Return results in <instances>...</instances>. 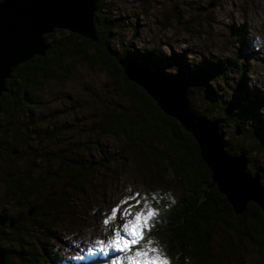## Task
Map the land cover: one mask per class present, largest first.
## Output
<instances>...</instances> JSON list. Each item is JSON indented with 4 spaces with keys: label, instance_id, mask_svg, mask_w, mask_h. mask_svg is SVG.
I'll return each mask as SVG.
<instances>
[{
    "label": "rangeland",
    "instance_id": "rangeland-1",
    "mask_svg": "<svg viewBox=\"0 0 264 264\" xmlns=\"http://www.w3.org/2000/svg\"><path fill=\"white\" fill-rule=\"evenodd\" d=\"M103 4L110 19L119 26L113 32L115 39L111 46L118 55L124 56L128 51L139 57L151 49H159L166 59L163 71L176 75L187 71L186 67L174 61L179 56H185L186 66L192 68L209 60L236 61L233 72L225 81L212 85L223 106L215 115L222 119L231 106L250 104L255 98H260L263 104L258 110L261 126L257 127L264 130V0H104ZM67 35L68 32L63 31V34L55 33L53 37L58 39ZM241 74L244 75L242 78ZM39 96L42 106L36 112V128L27 131L23 120L19 124L17 139L11 140L12 149L21 156L17 165L14 164L19 173L33 165L36 176L58 177L61 159L67 161L66 156L69 158L67 151H73L83 161L94 157L110 158L114 153L117 157L121 150L124 152L99 174L85 180L83 191L67 190L61 177L56 184L46 185L36 198L37 204L56 198L61 192L69 201L56 210L55 216L49 214L54 238L45 242L42 230L32 229L28 239L24 240L26 250L41 255L43 264H46L44 258L47 255L54 259V264L66 261L75 264L92 261L131 264L129 257L134 255L139 245L133 246L132 251L117 248V233L130 239L122 230L123 224L132 220L136 212L144 210L145 205L157 212L159 208L155 204L163 200L167 202L165 207L173 206L180 191L172 172L168 169L166 177L158 180L151 163L147 169L144 168L140 165L137 151L125 148L128 143L126 136H104L94 144L98 122L109 113H118L119 106L129 108L119 85L103 69L74 62L62 79L46 80ZM192 97L195 110L202 115L206 110V98L199 91ZM2 118L0 121L5 125L6 119ZM237 126L243 130L239 136L235 134ZM254 127V116L241 117L237 123L226 127L223 139L229 146L243 147L249 155L246 156L248 173L253 175L259 171L264 176V149L254 152L255 144L246 135L247 130ZM1 151L4 155L8 153L7 150ZM12 165L6 156L0 159V179L5 172L11 171ZM261 184L264 186V179H261ZM4 194L0 181V212L6 210L12 218H23L27 208L19 210L12 202L10 205ZM114 209L118 211L114 213ZM125 209H130L132 215L124 214ZM34 221L33 224L43 223V216L37 215ZM153 221L151 223L154 224ZM25 223L29 225L31 222ZM9 224L6 218V225ZM216 230L206 259L202 262L186 259V264L257 262L252 246L254 238L256 240L255 232L249 231L248 239L238 238L221 227ZM148 235L146 231V239ZM151 239L153 247L162 248L159 241ZM230 245L235 250L225 255ZM6 247L11 249L10 264H28V260L17 257L20 242ZM162 249L169 264L179 262L180 257L171 258ZM45 252L47 254L42 257Z\"/></svg>",
    "mask_w": 264,
    "mask_h": 264
},
{
    "label": "trees",
    "instance_id": "trees-1",
    "mask_svg": "<svg viewBox=\"0 0 264 264\" xmlns=\"http://www.w3.org/2000/svg\"><path fill=\"white\" fill-rule=\"evenodd\" d=\"M103 2L104 0H98L94 15L96 43L71 33H68L66 37L55 39L54 34H63V31H54L45 36L46 42L50 45L48 53L44 57H34L17 66L11 78L5 83L6 92L0 97V118L6 119L5 125L1 123L3 118L0 121V159L6 156L13 167L10 168V172L3 174L0 181L4 187L5 201H8L10 205L12 202L19 210L27 208L21 219L10 217L6 210L0 212L10 223L14 222L12 228L9 225L6 228L4 227L6 225L0 226V250L6 256L5 264L11 263L9 260L11 249L6 247L7 244L12 245L17 242H20V251L17 252L20 260H28V264H43L40 260L41 255L34 252L28 253L24 240L28 239L32 229L37 228L42 230L43 236H46L45 242L53 239L49 214L55 216L56 210L69 201L65 193L61 192L56 198H48L37 204L36 198L46 185L56 184L61 177L65 180L64 186L67 190L83 191L85 180L99 174L104 167L124 152L121 150L117 157L114 153L110 158L94 157L83 161L75 156L73 151H67L69 158L66 156L67 161L61 159L58 177L36 176L33 165H28L25 170H20V173L17 171L15 165L21 156L18 151L12 149L11 140L17 139L20 122L24 120V129L27 131H33L36 128V112L42 106L39 92L43 83L49 79H62L69 68L73 67L74 62L103 69L119 85L123 97L129 102L128 110L119 106L118 113H109L98 122L94 144L104 136L113 138L126 136L128 143L125 148L137 151L140 165L147 169L151 163L158 180L166 177L170 169L177 183L180 195L172 207H165L167 204L165 200L155 204L159 209H157L156 220L153 221L151 238L159 241L160 246L171 258L180 257L176 264H186V259L198 262L206 259L212 238L217 231L216 228L229 230L238 238L249 239V233L255 232L256 240L253 237L252 243L258 258L255 264H264V217L261 209L253 202H248L241 215L234 214L227 199L214 183L212 172L202 159L200 148L192 133L186 131L177 120L164 114L142 88L128 81L119 61L128 59L135 65H142L151 71L159 70L166 78L188 80L191 84L187 94L190 111L216 124L221 134H225L226 127L237 123L241 117L254 116L256 127L246 132L247 137L255 144L252 148L254 152L264 149V130L260 131L257 127L261 126L258 117V110L263 105L261 99L255 98L250 104L238 103L225 111L224 118L216 117L215 113L223 109V106L219 93L212 85L225 81L226 77L233 72L236 61L233 59L218 62L209 60L192 68L186 66L185 56H179L174 61L186 67L187 71L176 75L163 71L162 65L166 59L159 49H151L139 57L128 51H125L124 56L118 55L111 46L115 39L113 32L119 26L110 19ZM243 76L241 74V78ZM197 91L206 98V110L202 115L194 108L192 94ZM221 134L228 155L249 156L243 147L229 146ZM23 141L26 143L27 139ZM158 148L161 149L158 150ZM1 150H7L8 153L4 155ZM259 173L263 180V173ZM30 210H34V213L28 216ZM40 214L43 216V223L33 224L36 216ZM24 221L31 223L28 225ZM252 221L254 223H251ZM234 250V246L230 245L229 250L224 254L228 255ZM45 254L47 253L45 252L42 257ZM44 260L46 264L55 262L48 255ZM99 262H77L76 264H99ZM61 264L75 263L66 261Z\"/></svg>",
    "mask_w": 264,
    "mask_h": 264
},
{
    "label": "water",
    "instance_id": "water-1",
    "mask_svg": "<svg viewBox=\"0 0 264 264\" xmlns=\"http://www.w3.org/2000/svg\"><path fill=\"white\" fill-rule=\"evenodd\" d=\"M98 0H1L0 1V97L6 92L5 83L17 66L34 57H44L50 50L45 36L63 30L97 42L94 15ZM119 64L128 81L142 88L166 115L177 120L192 133L201 156L212 172V178L225 196L234 214L241 215L248 202H253L264 217V186L259 171H246L244 155L230 156L220 136L219 127L203 116L190 111L188 80L166 78L159 71L135 65L128 59ZM242 129L236 127V136ZM223 136V134H221ZM34 210L28 212L31 216ZM6 217L0 214V226ZM14 222L9 224L12 228ZM6 256L0 250V264Z\"/></svg>",
    "mask_w": 264,
    "mask_h": 264
},
{
    "label": "snow or ice",
    "instance_id": "snow-or-ice-1",
    "mask_svg": "<svg viewBox=\"0 0 264 264\" xmlns=\"http://www.w3.org/2000/svg\"><path fill=\"white\" fill-rule=\"evenodd\" d=\"M138 203L139 202H137V204ZM136 206L137 205H133L132 207ZM113 211L115 213L118 210L114 209ZM123 211L126 215H132L130 209H125ZM157 215L158 212L154 208L145 205L144 210L136 212L132 220L123 224L122 230L130 239L117 233V240L115 242L117 248L132 251L133 246L139 245V247L135 249L134 255L129 257L131 264H169L166 255L163 253V249L152 246L154 242L150 236L153 227V223L151 222ZM105 223H107V221H105ZM146 231L149 233L147 239L145 238Z\"/></svg>",
    "mask_w": 264,
    "mask_h": 264
},
{
    "label": "flooded vegetation",
    "instance_id": "flooded-vegetation-1",
    "mask_svg": "<svg viewBox=\"0 0 264 264\" xmlns=\"http://www.w3.org/2000/svg\"><path fill=\"white\" fill-rule=\"evenodd\" d=\"M4 227L6 228V227H7V225H6V226H4ZM5 228H4V229H5Z\"/></svg>",
    "mask_w": 264,
    "mask_h": 264
},
{
    "label": "bare ground",
    "instance_id": "bare-ground-1",
    "mask_svg": "<svg viewBox=\"0 0 264 264\" xmlns=\"http://www.w3.org/2000/svg\"><path fill=\"white\" fill-rule=\"evenodd\" d=\"M52 34V33H51Z\"/></svg>",
    "mask_w": 264,
    "mask_h": 264
}]
</instances>
